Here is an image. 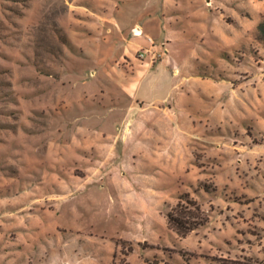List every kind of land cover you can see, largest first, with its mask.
Instances as JSON below:
<instances>
[{
    "label": "rangeland",
    "instance_id": "rangeland-1",
    "mask_svg": "<svg viewBox=\"0 0 264 264\" xmlns=\"http://www.w3.org/2000/svg\"><path fill=\"white\" fill-rule=\"evenodd\" d=\"M154 59L142 85L187 77L190 113L174 155L140 161L79 103ZM186 198L206 221L180 236L166 213ZM220 257L264 261V0H0V264Z\"/></svg>",
    "mask_w": 264,
    "mask_h": 264
},
{
    "label": "crops",
    "instance_id": "crops-1",
    "mask_svg": "<svg viewBox=\"0 0 264 264\" xmlns=\"http://www.w3.org/2000/svg\"><path fill=\"white\" fill-rule=\"evenodd\" d=\"M148 40L151 43V39L148 38ZM168 42H163V50L158 54L155 51L153 55L157 54L158 57H163L168 61L170 53L167 47ZM150 47L156 50L154 44L144 49L149 50ZM139 48L141 46L134 42L129 49L125 47L120 56L133 55L132 51L137 52ZM156 59L143 60L141 68H137L130 78L109 80L103 84L100 83V86L96 81L86 82L84 85L86 88L94 87L96 89L99 87L101 93V88L107 87L112 95L85 97L79 103L84 115L83 120L87 121L86 124L91 126L96 134L103 139L111 137L115 145L114 148L120 145L123 151L139 149L138 160L140 161L151 160L152 156L149 157L151 155L149 153L153 151L165 150L174 155L176 146L170 138L180 135L179 122L182 115L189 116L190 113L187 77L182 76L178 82H174L172 79L164 96L157 95L160 86L156 79L151 78L146 82V85H142V76L146 72H152L151 70L156 66ZM162 60L159 61V66L163 65ZM184 61L187 66L188 54L182 57L179 66H184ZM179 66L176 65L171 71L172 76H178ZM186 66L185 68L189 69V66ZM163 120L167 124L162 125ZM131 156L134 158L133 155Z\"/></svg>",
    "mask_w": 264,
    "mask_h": 264
},
{
    "label": "trees",
    "instance_id": "trees-1",
    "mask_svg": "<svg viewBox=\"0 0 264 264\" xmlns=\"http://www.w3.org/2000/svg\"><path fill=\"white\" fill-rule=\"evenodd\" d=\"M187 205H178L166 213L167 225L180 236H185L197 226L204 224L206 219L197 203L185 199ZM218 264H264L263 260H252L250 257H220L215 259Z\"/></svg>",
    "mask_w": 264,
    "mask_h": 264
},
{
    "label": "built area",
    "instance_id": "built-area-1",
    "mask_svg": "<svg viewBox=\"0 0 264 264\" xmlns=\"http://www.w3.org/2000/svg\"><path fill=\"white\" fill-rule=\"evenodd\" d=\"M135 33H138V31H135ZM147 50H148V49H145L144 51H140V52H138V56H139V57H143L144 54H145V52H146Z\"/></svg>",
    "mask_w": 264,
    "mask_h": 264
}]
</instances>
